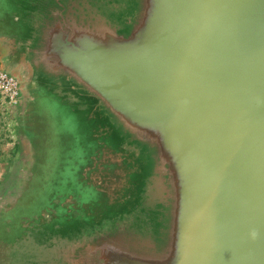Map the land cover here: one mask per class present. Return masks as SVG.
Instances as JSON below:
<instances>
[{
    "label": "water",
    "instance_id": "1",
    "mask_svg": "<svg viewBox=\"0 0 264 264\" xmlns=\"http://www.w3.org/2000/svg\"><path fill=\"white\" fill-rule=\"evenodd\" d=\"M0 68V207L36 176L30 208L106 260L264 264V0H0Z\"/></svg>",
    "mask_w": 264,
    "mask_h": 264
},
{
    "label": "rangeland",
    "instance_id": "2",
    "mask_svg": "<svg viewBox=\"0 0 264 264\" xmlns=\"http://www.w3.org/2000/svg\"><path fill=\"white\" fill-rule=\"evenodd\" d=\"M20 124L19 104L12 103L6 93L0 89V195L9 186L22 156ZM32 179L34 181L23 188V197L19 202L13 203L14 206L20 209L30 208L32 200L38 193L41 180L36 176ZM28 242L26 246L21 247L22 251L14 258L16 264H97L98 256L91 257L89 262L85 258H74L61 241L52 240L48 245L31 239ZM100 256L104 258L102 252Z\"/></svg>",
    "mask_w": 264,
    "mask_h": 264
},
{
    "label": "flooded vegetation",
    "instance_id": "3",
    "mask_svg": "<svg viewBox=\"0 0 264 264\" xmlns=\"http://www.w3.org/2000/svg\"><path fill=\"white\" fill-rule=\"evenodd\" d=\"M14 205L0 207V264H16L14 258L30 239L34 242H44L46 245L51 244L52 240L61 241L74 258H85L87 262L91 257L98 256L97 264H123L118 258L110 261L101 257V249L85 250L76 238L62 236L58 233L57 226H51L50 215H39V212L33 211L32 208L20 209Z\"/></svg>",
    "mask_w": 264,
    "mask_h": 264
},
{
    "label": "built area",
    "instance_id": "4",
    "mask_svg": "<svg viewBox=\"0 0 264 264\" xmlns=\"http://www.w3.org/2000/svg\"><path fill=\"white\" fill-rule=\"evenodd\" d=\"M0 89L6 93V96L9 97L10 101L14 104L18 103L19 98V88L16 80L0 69Z\"/></svg>",
    "mask_w": 264,
    "mask_h": 264
}]
</instances>
